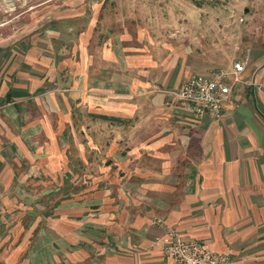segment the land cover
<instances>
[{"label":"crops","instance_id":"0c3cea01","mask_svg":"<svg viewBox=\"0 0 264 264\" xmlns=\"http://www.w3.org/2000/svg\"><path fill=\"white\" fill-rule=\"evenodd\" d=\"M108 7L63 49L0 64V264H165L169 229L264 264V52L222 118L198 119L172 92L233 68L203 22L159 38Z\"/></svg>","mask_w":264,"mask_h":264},{"label":"rangeland","instance_id":"374dc122","mask_svg":"<svg viewBox=\"0 0 264 264\" xmlns=\"http://www.w3.org/2000/svg\"><path fill=\"white\" fill-rule=\"evenodd\" d=\"M112 5L133 6L130 14L138 21L151 15L149 30L159 38L172 37L186 17L203 22V42L233 66L264 52V0H0V64L16 66V52L51 53L58 43L63 49L65 40L79 37L88 17L100 28Z\"/></svg>","mask_w":264,"mask_h":264},{"label":"built area","instance_id":"2783aa9c","mask_svg":"<svg viewBox=\"0 0 264 264\" xmlns=\"http://www.w3.org/2000/svg\"><path fill=\"white\" fill-rule=\"evenodd\" d=\"M244 22V18H240ZM245 64L238 61L232 69H213L208 75L193 74L187 77L178 90L172 92L198 119H221L224 106L233 87L241 82L239 75ZM232 75H235L232 79ZM153 223L162 225V218ZM165 254L170 261L165 264H234L230 254L214 252L206 242L187 238L175 229H169L165 238Z\"/></svg>","mask_w":264,"mask_h":264}]
</instances>
